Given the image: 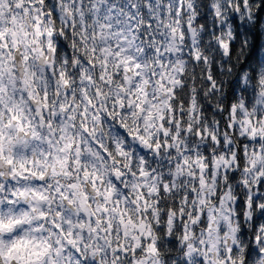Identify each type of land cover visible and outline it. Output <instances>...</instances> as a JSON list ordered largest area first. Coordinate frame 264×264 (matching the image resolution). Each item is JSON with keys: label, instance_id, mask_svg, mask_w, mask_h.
I'll return each instance as SVG.
<instances>
[{"label": "clouds", "instance_id": "clouds-1", "mask_svg": "<svg viewBox=\"0 0 264 264\" xmlns=\"http://www.w3.org/2000/svg\"><path fill=\"white\" fill-rule=\"evenodd\" d=\"M0 264H264V0H0Z\"/></svg>", "mask_w": 264, "mask_h": 264}]
</instances>
